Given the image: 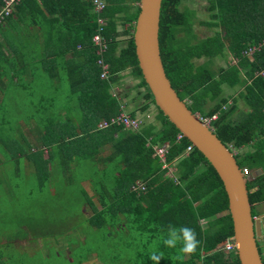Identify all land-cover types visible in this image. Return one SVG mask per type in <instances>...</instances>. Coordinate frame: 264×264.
I'll use <instances>...</instances> for the list:
<instances>
[{
	"label": "trees",
	"instance_id": "obj_1",
	"mask_svg": "<svg viewBox=\"0 0 264 264\" xmlns=\"http://www.w3.org/2000/svg\"><path fill=\"white\" fill-rule=\"evenodd\" d=\"M203 1L208 17L199 23L211 34L201 38L193 30L195 9L181 5L183 0L161 1L160 56L172 87L192 112L204 117L218 112L213 132L235 150L240 169L250 171L246 185L256 217L257 204L264 202V0ZM103 2V10L97 11L92 0H15L11 13L0 18L2 99L7 100L3 94L17 99L23 94L31 107L26 118L8 121L5 104L0 103L4 114H0V151L17 162L15 172L24 160L37 180V191L43 187L48 194L51 187L63 184L68 204L75 205L70 208L75 210L79 202L91 207L88 221L100 230L97 242L86 244L88 233L82 231L87 239L62 264H82L84 255H96L102 264H240L236 248L222 250L232 240L233 224L220 177L195 147L184 153L190 141L184 136L177 139L179 130L154 104L142 77L133 41L139 0ZM3 5L0 0V8ZM98 18L103 19L107 43L106 78L100 77L98 46L92 41L100 26ZM252 45L256 49L249 56L245 51ZM227 52L237 63L227 59L226 66L215 67V58L226 59ZM127 69L139 79L135 88L141 96L130 116L153 104L154 122L137 131L122 125L98 129L101 119L126 107L112 91L122 87ZM6 79L13 81L12 91ZM224 85L239 87L237 95H226ZM60 90L71 101L52 106V95ZM238 98L244 109H239ZM9 123L14 125L8 131ZM24 127L30 128L27 132L33 138ZM164 143L172 177L167 176L169 166L163 168L153 151V145ZM258 168L262 172L253 177ZM137 182L145 184V190L134 189ZM169 225L195 229L200 240L197 250L185 254L180 245L165 246ZM258 245L260 250L262 239ZM153 254L158 261L151 258Z\"/></svg>",
	"mask_w": 264,
	"mask_h": 264
},
{
	"label": "rangeland",
	"instance_id": "obj_2",
	"mask_svg": "<svg viewBox=\"0 0 264 264\" xmlns=\"http://www.w3.org/2000/svg\"><path fill=\"white\" fill-rule=\"evenodd\" d=\"M181 5H185L190 9H195L193 30L197 38L211 34V30L208 29V27L199 23L200 20H204L208 17L205 1L183 0ZM124 43L125 39H121V44ZM225 57L226 59L215 58L214 66H226V64H228L227 59L230 64L237 63V59L230 57L229 52L226 53ZM203 60L204 59H199L197 62H202ZM6 80L7 83L5 85L9 87L13 81L10 79ZM138 81L139 79L131 76L127 69L124 71L122 87L113 89V94L126 104V107H121V112L129 114L131 111L136 110L137 102H141V96L137 95L135 88ZM9 89V91H12V87H9ZM238 90L239 87L237 86L229 87L224 85V93L228 96L237 95ZM18 92H20V90H18ZM65 93V91L62 92V90H60L58 93L52 95L54 97L52 106L55 104L58 107L64 106L71 101L70 98H66ZM122 93H125V95H122ZM7 96L8 97L3 94L4 99H7L6 102H4L2 94L0 93V103L3 102L7 109V118L5 117L4 119L11 121L17 118H26L25 115L28 113V108H31L28 106L26 97L23 94L18 95V100L13 97V95L9 94ZM16 101H20V108ZM238 106L239 109H244L245 107L243 100L240 98H238ZM12 107L18 109L10 112ZM21 107L24 109L27 108V110L24 111ZM156 113L157 108L155 105L151 104L144 113L136 114V116L143 121L139 129L144 124L152 122ZM0 114H3L2 109H0ZM59 114L64 116L65 110L63 109ZM13 125V123H9L8 131L11 127L13 128ZM29 129V127H24L23 131L24 133L26 131L25 134L31 137V133L29 134L27 132ZM12 133H15L16 136L19 135L17 131L12 130ZM32 133L34 134V132ZM14 143L15 142H12V145ZM1 145L0 143V146ZM243 150H248V147H245ZM7 156V151H0V180L2 181V193L0 192V256L2 255V257H4L2 261H7L9 264H62L61 262H66V256L72 257L74 255V251L78 250L77 247H79V242L84 240L85 236L87 239V234L85 235L82 231L88 233L89 241L86 244L97 242L96 236L99 234L100 230H95L94 224L88 221V218L93 213L89 204L86 203L81 206L79 202L75 210L70 208L75 205L68 204L69 197L64 194L63 184H59L57 189L56 187H51L50 189L53 192L50 191L48 194L43 187L39 188L37 191L35 186L37 180L32 170L23 164L24 160L20 159V168L15 172L14 169L17 168L15 163L17 162H13L10 157ZM238 160H243L242 155H239ZM167 176H173L172 166H169ZM86 186L88 185L86 184ZM260 204L261 205H257L259 207L258 209L263 211L264 203ZM259 240L261 241V239ZM60 252L62 255L59 254ZM260 252L264 255V245L263 247L260 245ZM72 262V264H76L75 261ZM83 262L84 264H91L86 257L83 259ZM96 262L97 260L95 259L93 264Z\"/></svg>",
	"mask_w": 264,
	"mask_h": 264
},
{
	"label": "water",
	"instance_id": "obj_3",
	"mask_svg": "<svg viewBox=\"0 0 264 264\" xmlns=\"http://www.w3.org/2000/svg\"><path fill=\"white\" fill-rule=\"evenodd\" d=\"M162 0H139L133 41L138 66L151 91L154 104L179 132L208 160L220 177L228 198L233 224V240L240 264H264L258 241L263 235L260 217L252 216L247 178L234 153L192 112L167 78L159 49V17ZM262 172L252 171L256 177Z\"/></svg>",
	"mask_w": 264,
	"mask_h": 264
},
{
	"label": "built area",
	"instance_id": "obj_4",
	"mask_svg": "<svg viewBox=\"0 0 264 264\" xmlns=\"http://www.w3.org/2000/svg\"><path fill=\"white\" fill-rule=\"evenodd\" d=\"M14 1L15 0H4V5L0 8V18H2L3 16H6V15H9L11 13L12 5H13ZM92 2L95 5V8L97 11L103 10L104 5H105L103 0H92ZM98 23L100 24V26L98 27V30L96 31V33L93 35L92 41L94 42L95 45L98 46L96 52L99 56V59L97 62L102 67L100 77L106 78L108 76V65L106 63H104V61H103V53H105V51L107 50V43H106V40L104 38V35L102 32V27H101V25L103 24V19L98 18ZM255 49H256V46L252 45L245 52H246V54H252ZM197 116L202 122H204L208 126V128L213 130L212 129V122L215 119H217L218 112L214 113L208 117H204L198 113H197ZM142 123H143L142 119H140L138 117H132V116H130V114H127L125 112H119L118 114L110 116L107 119H101L98 123V128L99 129H105V128L112 127V126L122 125L124 128H127V129L131 128L132 130H137V129H139V127ZM182 137H183V135L179 132L177 134V139H181ZM192 147H193L192 144L187 146L184 153H187L188 151H190L192 149ZM231 149H232V152L235 153V150L233 148H231ZM153 151H154V155H156L159 158V160L162 161V163H163L162 167L163 168L168 167L169 164H167L165 162V157H166V152H167V143L153 145ZM241 171H242L244 176L250 174V171L247 168H243ZM133 188L134 189L139 188L141 191H143V190H145V184H143L142 182H137V184L135 186H133ZM261 239L264 242V235L261 237ZM233 249H235V244H234L233 238H232V240L226 242V244H224V246L222 247L223 251H230Z\"/></svg>",
	"mask_w": 264,
	"mask_h": 264
},
{
	"label": "clouds",
	"instance_id": "obj_5",
	"mask_svg": "<svg viewBox=\"0 0 264 264\" xmlns=\"http://www.w3.org/2000/svg\"><path fill=\"white\" fill-rule=\"evenodd\" d=\"M251 56V54H249ZM163 244L167 247L175 248L180 245V251L185 254L194 253L200 245L197 239L195 229L188 226L176 227L169 225L166 228V234L163 238ZM154 261H158L159 257L153 254L151 257Z\"/></svg>",
	"mask_w": 264,
	"mask_h": 264
},
{
	"label": "crops",
	"instance_id": "obj_6",
	"mask_svg": "<svg viewBox=\"0 0 264 264\" xmlns=\"http://www.w3.org/2000/svg\"><path fill=\"white\" fill-rule=\"evenodd\" d=\"M264 203V202H262ZM257 205H261V204H257ZM259 207L257 206V210L259 212L258 216L257 217H264V210L262 211L261 209H258ZM69 258V256H67ZM4 257H1L0 259V264L4 263V264H9L7 261H3L2 262V259ZM86 258L88 259V261L93 264V261H95V259L97 260V262L95 264H102L101 261L98 259V257L96 255H87ZM94 258V259H93ZM85 261V260H84ZM82 264H84V262L82 261Z\"/></svg>",
	"mask_w": 264,
	"mask_h": 264
},
{
	"label": "flooded vegetation",
	"instance_id": "obj_7",
	"mask_svg": "<svg viewBox=\"0 0 264 264\" xmlns=\"http://www.w3.org/2000/svg\"><path fill=\"white\" fill-rule=\"evenodd\" d=\"M255 218H258L257 216ZM262 219V223L264 225V217H260ZM263 229H264V226H263Z\"/></svg>",
	"mask_w": 264,
	"mask_h": 264
}]
</instances>
